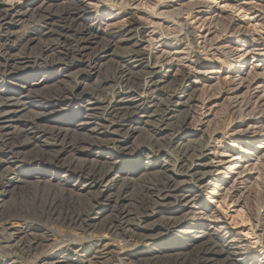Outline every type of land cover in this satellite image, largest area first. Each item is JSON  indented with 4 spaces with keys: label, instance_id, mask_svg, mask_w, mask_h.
Here are the masks:
<instances>
[{
    "label": "bare ground",
    "instance_id": "6f19581e",
    "mask_svg": "<svg viewBox=\"0 0 264 264\" xmlns=\"http://www.w3.org/2000/svg\"><path fill=\"white\" fill-rule=\"evenodd\" d=\"M57 1L0 8V76L13 77L11 86L0 82V250L28 256L23 264H264L202 202L209 191L238 193L246 168L233 174L237 164L264 176V14L230 0L174 8L183 34L162 42L163 54L136 11L95 48L93 6ZM182 14L189 18L181 22ZM38 62L54 68L24 76ZM105 66L112 76L101 75ZM46 86L56 93L41 96ZM69 96L82 99L62 111ZM19 186L32 188L34 200L55 188L81 208L63 216L50 203L29 217L8 209ZM91 238L97 252L86 248Z\"/></svg>",
    "mask_w": 264,
    "mask_h": 264
},
{
    "label": "rangeland",
    "instance_id": "374dc122",
    "mask_svg": "<svg viewBox=\"0 0 264 264\" xmlns=\"http://www.w3.org/2000/svg\"><path fill=\"white\" fill-rule=\"evenodd\" d=\"M8 1H10V2H8ZM27 1H30V0H4V1L0 0V3H2L0 5V8H2V7L6 8L7 7L9 9H11L12 6L21 5V4L26 3ZM63 1L64 0H59L56 3H62ZM85 1L89 4H91V6H93V8L89 9V11L94 12V14H92V16H98L99 22L101 24L100 25L101 33H100V37L97 40V44L94 45L95 48H100L102 46L101 42L106 36L108 39H110L112 41L113 39L108 34L114 32L116 30L119 31L114 26L120 27L121 24H123L122 20L125 21L127 19L126 14L130 13L132 11H136L139 15L138 18H140L142 21L147 23L148 30L152 33V36H153L152 47L154 48V52H155V50H160L159 52H163V54H164V52L167 51L166 48L163 49L162 45L164 44V42L165 41L169 42V41L173 40V38L183 34V33L180 34L181 33L180 32V29H181L180 25H178L179 23H177L176 19H174V16L171 15L172 10L174 8L175 9L181 8L188 3L198 4V3H202L205 0H117V1H119L118 3L122 2L123 4H125V5L121 4L122 6H119L120 4L119 5L116 4L114 2V0H112V1L111 0H85ZM223 1L224 0H217L215 2V4H219L220 7H224V4L221 3ZM4 2H7L8 4L4 3ZM16 2H18V3H16ZM230 2L234 3V4H245V3L250 4V3H253L252 7H254V11L258 12V14H264V10L260 9V7H264V1H262V0H230ZM9 3H11V4H9ZM212 3H214V2H212ZM219 5L217 6V8L219 7ZM151 7H156V8L154 10ZM162 13H164L165 15H160ZM228 13H229V15L232 14L236 20H244L245 19V18L241 17V14L239 12L233 13L232 11L228 10L227 14ZM187 18H189L187 14H182L177 19H180V21L183 22ZM147 21H149L151 23H149ZM224 21L227 22L226 19ZM92 22H93V19L91 17L90 18L88 17L86 23H88V25H89ZM190 23L195 24L194 20H191ZM243 23H245V22H243ZM118 24H120V25H118ZM244 25L246 28L245 31L247 32L246 34L247 35L252 34V31H253L252 26L249 24H244ZM17 28L18 27H16L15 30H17ZM0 29L2 30L1 26H0ZM1 30H0V35H1ZM19 30L21 31V29H19ZM172 32H175L176 34L175 33L173 34ZM259 33L264 34V31L260 30ZM112 36L115 37L114 34ZM124 38L125 37H122L121 40H124ZM15 40H14V38H12V39L5 41V42L7 43L8 46H11V44ZM116 40L119 41L120 37L118 36L116 38ZM161 40H163V41H161ZM43 41H47V39H44ZM48 42H51V41H48ZM162 42H163V44H162ZM1 43H2V39L0 38V45H1ZM43 43L44 42H42V44ZM121 43L123 44L122 46H127V47L130 46V45H127L126 43H124V41H122ZM172 43L173 42H171L169 44L173 45ZM114 46H113V48H114ZM40 47H41V45H38V47H36V49H33V52H37L40 49ZM167 47H168V45H167ZM171 47L173 48V46H170V48ZM17 51L18 50H15L14 52L17 53ZM38 53H39V51L36 54H38ZM214 58H216V57H214ZM212 61L214 62V64L216 63L215 60H212ZM251 63H252V61L250 60V62L248 64H246V66H247L246 69H248L251 66ZM25 66H27L26 67L27 69L23 72L24 76L29 75V74L31 75L33 73L36 74L40 70H47L51 67L54 68V66L51 64L50 65H44V64H41L40 62H38V64H33V65H32V63L30 65H29V63H27V65H25ZM205 68H207L206 65H205ZM60 69H62V67ZM229 70L226 69L220 73L222 79L229 77L228 76ZM3 72H1L2 75L0 76V82L3 84H7V85L11 86L12 81H13L12 80L13 77L11 76V78H9L10 77L9 74H7L5 76V73H3ZM106 73L108 76H112L114 74L113 70H111V69L108 70V67L105 66L101 71V75L104 76ZM174 74H175V71H172L171 75H174ZM21 79L22 78L20 77V79H18V80L21 81ZM49 83L47 85H50ZM82 83H85L84 80L82 81ZM197 85L202 86V82L200 84L197 83ZM223 88H225V86ZM42 89H43V94L41 96H43V97H44V95L46 96L47 93L52 92V91L54 93H56L55 92L56 90L54 89L53 86L52 87L46 86L45 88H42ZM225 90H226V88H225ZM45 92H46V94H45ZM207 92L210 96L209 98L211 99V101L217 100L216 99L217 94L213 95L215 91L209 89V90H207ZM69 97H70L69 99L65 100V104L63 106H61L62 111L66 110L67 106L70 103H74V102L82 99L79 96H77V97L76 96H73V97L69 96ZM218 100H219L218 102L220 105L224 104L225 107L228 108V102H226L224 99H218ZM213 105H215V104H213ZM216 109L218 110L221 108L218 107ZM58 112H60V110H58L57 112H54L53 115L57 116ZM224 115H225L224 120H226V119L227 120H226V122L224 121L223 124L225 123L226 125L224 124V125H221L220 127H218L217 128L218 130L222 129L220 131L225 130V128L227 127V124L229 122L228 119H229V117H231L230 113H225ZM244 119H242V120H244ZM246 119H248V118H246ZM43 122H44V124L49 123L46 121H43ZM140 142L141 143L145 142L143 137L140 138ZM89 159H91V158H89ZM237 165H236V168H239V170L232 172L233 174H238V172L239 173L243 172V170H245V168H246V172L243 173L241 176L242 179L241 178L238 179L239 182H238V185L236 186L237 190H235L236 192L238 191V193L224 199L223 197L226 194V190L221 189V191L220 190L209 191L206 194H204V196L202 198V202H203L204 206L208 207L209 210H215L218 212V214H220V217H221L220 221H219L220 227L228 228V230H230L231 232L236 234L239 242H241L242 245L248 246L250 248L249 251L256 254L257 259H260V258L264 257V250L262 249V248H264L263 247L264 244H262V242H261V241H263V243H264V233H263L264 227H260V226H264V176L263 177L259 176V173H260L259 169H255V170H253L252 168H250L251 170L247 169L250 164H244L243 166H242V164H237ZM119 167H121L120 163H119L118 168H116V170L114 171V174L120 169ZM47 178H50V174L47 176ZM262 178H263V181H262ZM73 183H74V181L72 180L69 183V185L66 187H68V189L72 188L71 185ZM134 188L136 190V193H139L138 186L136 185V187L134 186ZM32 192H34V190L30 187L27 188L26 186H19V188L17 187L15 189L12 188V199L9 201L10 204H9L8 209L13 210V211L18 212V213H20V211L23 210L22 211L23 214H25L29 217H34V210H36L37 214H40L41 211L44 209V207L50 205V203L56 204L59 208V212H61V214L63 216H65L66 214H69L68 212H71L72 210H77V209L81 208V205L79 203H77L76 201H74V200L71 201L67 196L62 197V195L59 192H57L55 188L47 187V188L41 189L39 192V196L36 200H34V196H33ZM21 196H24V201L21 200ZM14 202H15V205H14ZM70 202L72 203L73 207H71L70 210H67V206ZM197 210L199 212V209H197ZM200 211L203 214L204 210H200ZM202 214H198V218H200V220L202 218ZM257 214H259L258 218H257ZM260 214H261V216H260ZM257 219L261 223H259ZM196 220H198V219H196ZM98 235L99 234H96L95 236L97 237ZM258 235H261V241L259 239H257ZM87 240H89V242H87L86 248L90 249V252H91V250H92V252L93 251L97 252V250H99V249H97L95 243L98 240H96V238H94V239L91 238V239H87ZM0 251H2L0 253V261L5 263V264H10L11 262H15L13 264H23V263H25L24 260H26L28 257L26 255H19L18 254L19 252H6V250H0ZM39 252L43 253L41 251H39ZM7 255H9V256H7ZM70 255L74 256L73 252H70ZM33 256H31V257H33Z\"/></svg>",
    "mask_w": 264,
    "mask_h": 264
}]
</instances>
